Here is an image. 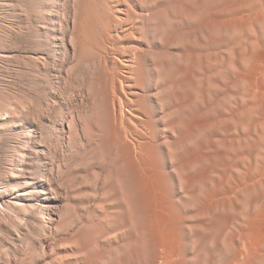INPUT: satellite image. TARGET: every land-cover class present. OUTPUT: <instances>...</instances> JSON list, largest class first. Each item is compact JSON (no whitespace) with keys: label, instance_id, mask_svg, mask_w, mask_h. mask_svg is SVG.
I'll return each instance as SVG.
<instances>
[{"label":"rangeland","instance_id":"rangeland-1","mask_svg":"<svg viewBox=\"0 0 264 264\" xmlns=\"http://www.w3.org/2000/svg\"><path fill=\"white\" fill-rule=\"evenodd\" d=\"M0 264H264V0H0Z\"/></svg>","mask_w":264,"mask_h":264},{"label":"bare ground","instance_id":"bare-ground-1","mask_svg":"<svg viewBox=\"0 0 264 264\" xmlns=\"http://www.w3.org/2000/svg\"><path fill=\"white\" fill-rule=\"evenodd\" d=\"M116 1H117V0H116ZM144 3H145V2H144ZM153 3H154V2H153ZM128 17H129V16H128ZM137 20H139V19H137ZM145 22H146V21L140 22V24H139V22H138L139 25H137V23H136V21H135V22L133 23V25H137V27H139V26L141 27V26H143V25L146 26V25H145ZM146 24H147V22H146ZM137 29H139V28H137ZM143 31H144V30H143ZM138 32L140 33L141 31H138ZM140 35H141V34H140ZM141 38H142V37H141ZM152 42H153V41H152ZM153 44H154V43H153ZM164 47H167V46L165 45ZM168 49H169V48H168ZM124 66H125V65H124ZM133 73H134V72H133ZM135 75H136V74H135ZM130 77H131V76H130ZM130 83H131V82H130ZM160 87H161V86H160ZM123 135H124V134H123ZM125 145H126V143H125ZM127 146H128V144H127ZM127 146H125V147L128 148ZM142 146H144V145H142ZM126 148H125V149H126ZM141 148H142V147H141ZM136 149H137V148H136ZM138 149H140V148H138ZM142 149H143V148H142ZM142 149H141V150H142ZM138 151H140V150H138ZM140 152H141V151H140ZM140 152H137V156L141 155L140 157H136V156H134V157H135L134 162L136 163V165H137L138 168H140V162H142V161H140V160H141L142 155L144 154L143 152H142L143 154H141ZM139 153H140V154H139ZM134 155H135V152H134ZM134 157H133V158H134ZM142 158H143V157H142ZM142 164H143V163H142ZM142 164H141V166H142Z\"/></svg>","mask_w":264,"mask_h":264}]
</instances>
